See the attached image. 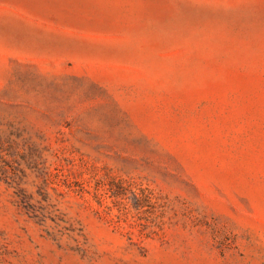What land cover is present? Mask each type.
Instances as JSON below:
<instances>
[{
  "label": "rangeland",
  "instance_id": "1",
  "mask_svg": "<svg viewBox=\"0 0 264 264\" xmlns=\"http://www.w3.org/2000/svg\"><path fill=\"white\" fill-rule=\"evenodd\" d=\"M0 264H264V0H0Z\"/></svg>",
  "mask_w": 264,
  "mask_h": 264
},
{
  "label": "bare ground",
  "instance_id": "2",
  "mask_svg": "<svg viewBox=\"0 0 264 264\" xmlns=\"http://www.w3.org/2000/svg\"><path fill=\"white\" fill-rule=\"evenodd\" d=\"M9 26H13V25H11V24L9 23ZM8 29H11V27H10V28H8Z\"/></svg>",
  "mask_w": 264,
  "mask_h": 264
}]
</instances>
